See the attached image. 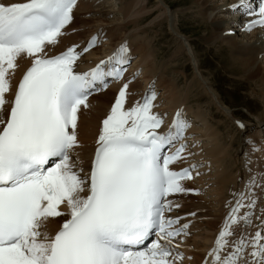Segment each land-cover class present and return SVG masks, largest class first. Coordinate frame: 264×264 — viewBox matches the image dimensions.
<instances>
[{
  "label": "snow or ice",
  "instance_id": "1",
  "mask_svg": "<svg viewBox=\"0 0 264 264\" xmlns=\"http://www.w3.org/2000/svg\"><path fill=\"white\" fill-rule=\"evenodd\" d=\"M76 5L77 0L0 2V264H183L175 241L189 235V224L165 213L179 207L169 196L199 194L181 181L191 180L200 165L170 168L186 159L189 122L180 111L158 131L164 121L152 111L157 93L149 88L126 108L130 81H125L100 123L90 169L72 160L79 146V110L88 107L93 92L120 81L131 62L122 43L95 67L75 71L77 61L99 43L102 29L82 48L49 55L66 34ZM225 10L252 17L244 31L264 28V0H235ZM18 58L30 60V66L9 102V74ZM237 126L244 129L239 121ZM247 143L253 152L264 151ZM249 163L246 156L249 177L241 191L231 193L205 264H264V209L255 216L253 192H264V173L258 181ZM254 216L259 224H253ZM58 217L63 223L54 234L42 231ZM234 226L242 229L239 234ZM252 227L254 233L244 231Z\"/></svg>",
  "mask_w": 264,
  "mask_h": 264
},
{
  "label": "bare ground",
  "instance_id": "2",
  "mask_svg": "<svg viewBox=\"0 0 264 264\" xmlns=\"http://www.w3.org/2000/svg\"><path fill=\"white\" fill-rule=\"evenodd\" d=\"M118 1L121 0H77V5L72 13L73 20L70 24L78 27L79 21L83 23L85 19H78L79 15L90 13L92 14L91 22H88L90 25L84 31H66L65 29L66 34L59 37L58 44L49 50V55H55L73 45L82 48L97 30L102 29L103 35L99 43L89 49L77 61L75 69L85 70L94 66L97 62L113 55L122 43H126L129 55L132 53L130 52L131 46H136V49L133 48V52L138 53L134 61L130 63L131 65L127 67L125 76L120 81L112 84L107 90L94 94L87 100L88 107L84 108L82 106L79 110L76 130L79 146L73 151L72 160L77 161V167L85 172L90 167L100 123L110 111L115 96L123 82L130 81L129 95L125 104L126 108L139 101L142 95L157 82L156 88L159 87L158 92L161 94L157 92L156 100L153 101L156 105L152 111L160 114L163 120L168 119L166 122H171L177 111H180L183 118H187V121L191 123V126L186 129L187 141L192 147L191 155L184 153L186 159L170 165V168L177 170L193 163L200 165L193 172L191 180H184L181 183L186 186V189L191 188L184 184H190L192 189L198 188L202 198L198 200L203 201V203L198 202L193 196L194 200L191 199L189 196L191 193L188 195L178 193L173 195L175 198H172V195L168 198L179 204V207L173 209L172 215L181 218L179 220L180 224H189V235L182 241L178 238L175 243L180 245L179 251L184 256L183 264H205L207 252L213 246L218 230L228 211L226 204L232 199L231 193L241 191L244 187V181L249 177L245 167L246 156L250 160L248 167L251 168L252 173L257 174L258 181L260 179L259 174L264 173V151L257 150L253 152L251 150L252 146L247 143L249 140L254 141L257 149H264V28L256 27L251 31H244L242 28L244 21L252 19V17L241 15V20L238 19L237 21V19H233L234 17H230L233 12L225 10L227 5L234 3L235 0H189L192 3L194 17L199 22L202 21L204 26H208V32L203 37L205 44L213 45L220 51L225 48L226 50L223 52L226 58L224 59L229 63V68L234 67L237 70L238 67V70H241V75L244 76L243 80L250 81L254 87L259 88H257L260 95L258 101H262V111H260V115H256L254 121L247 122V119L245 122L239 121L244 125V129L241 130L237 126L238 120H235L236 114L232 113L225 103L220 102V94L211 86L212 80L207 79L202 74L203 72L199 71L200 60L195 52V46L193 47L189 38L181 34L177 28H174L176 26L173 27L169 23L170 20L172 22V18L175 20L176 17L171 12L169 5L164 0H156L159 6L156 7L155 5L154 9L151 10L148 7L149 0H130L127 4L122 2L123 6L120 9H116L115 6ZM171 1L174 3L173 1L176 0ZM0 2L23 3L26 0H0ZM252 2L255 4L256 0H252ZM154 13L156 15H153ZM162 17L164 21L169 20L167 23H169V28L173 33L172 37L174 38L172 40L176 47L174 53L169 55L170 60L185 55L188 57L194 71L192 83L196 85L199 92L194 93L193 99L199 102L207 98L210 104L212 103L211 105L215 107V114H217V111L222 117V123L228 124L226 122L229 121V124L231 123L235 127L239 136L238 141L234 139L233 134L235 132L232 134L233 129L230 126L229 128L231 129L227 128V132L224 134L219 133V127L215 128L217 131L215 134V131L211 128L212 125H209V127V123L207 124L206 122L207 120L211 121L213 116L216 118L214 113L210 112V109L206 110L209 113L208 116H206V113H192L186 106L190 101L189 96L180 92L184 91V89H177L175 81H170V78L166 77L169 72L162 66L169 59L159 62L150 49L151 46L148 42L151 39L147 40L150 36L148 29L152 31L157 26H160ZM148 19L152 20L148 22L147 28H141L142 22L144 23V20ZM128 28L131 31H128ZM229 31L233 34L227 35L226 33ZM136 32L145 34L147 38L144 40L133 38L131 35L136 34ZM129 37L133 38L131 42ZM227 62L223 60L222 63L227 66ZM29 64L30 60L27 58H18L17 68L14 72H10L9 79L12 88L9 93L5 94V98L8 101H10L17 79ZM182 77L184 78V76ZM158 99L161 100L158 101ZM7 107L8 105H5V113L7 112ZM218 122L220 121L218 120ZM165 127L162 126L161 130ZM196 172L200 174L196 175ZM81 175H83V172ZM253 192H255L257 197V204L254 210L255 216H259L261 210L264 209V192L260 188H253ZM61 210H65L63 206H61ZM191 213H195V215H190ZM255 216L253 217L254 225L259 224ZM62 223V218H50V223L42 231L52 235ZM233 230L239 234L242 229L239 226H234ZM255 230V227H252L244 231L254 233ZM207 259H210V257H207Z\"/></svg>",
  "mask_w": 264,
  "mask_h": 264
},
{
  "label": "rangeland",
  "instance_id": "3",
  "mask_svg": "<svg viewBox=\"0 0 264 264\" xmlns=\"http://www.w3.org/2000/svg\"><path fill=\"white\" fill-rule=\"evenodd\" d=\"M129 1L130 0L118 1L116 3V6H115L116 9H120L123 6V3L127 4ZM164 2L169 5L171 12L176 15L175 20H173V18H172V22L170 20L169 23H171V25L173 27L176 26L174 28H177L181 32V34H183L187 38H189V41H191L190 43L193 45V47L195 46L194 47L195 52H196V54H198L199 60H200L199 71L201 70L200 72L201 73L203 72L202 74H204V76L207 79L212 80L211 81L212 82L211 83L212 88L214 90H217L216 92L218 94H220L219 98L220 97L222 98V99L220 98V102L223 104L225 103L231 109L232 113L236 114L235 120L237 119L238 121H241V122H245L246 119H247V122L254 121V118L256 117V115H260V113H261L260 111H262L261 110L262 109L261 108L262 101L261 100L258 101V99H260V95H259V91H258L259 88L256 86L254 87L250 81H247V80L245 81V79L243 80L244 76L241 75V70H238V67H237V70L234 67H231V69L229 68V63L226 61V59H224V58H226V55L223 52L226 50L225 48H223L220 51L219 49H217L213 45H206L205 44L203 37L208 32V30H207L208 26L207 25L204 26L202 24V21L199 22V20H197L196 17H194L195 14L192 13L193 12L192 5H191L192 3H190L189 0L188 1L187 0H176V1H173L174 3H172L171 0H164ZM155 5H156V7L159 6V4L156 2V0H155V2H154V0H149L148 7L151 10L154 9L153 7ZM80 15H79L78 19L83 20L85 18L86 20L84 19L83 23H82V21H81V23L79 21V23L77 25L78 27L69 24L66 27V31H72V30L84 31L90 25V23H88V22H91L90 19H92V14H90V13L89 14L88 13L82 14L81 17H80ZM153 15H156V14L154 13ZM240 16L241 15L237 14V13H232L230 15V17H232V18L234 17L233 19H237V21H238V19L241 20ZM105 19H108V18H105ZM150 20H152V19L144 20V23L142 22L140 27L141 28L142 27L147 28V26L149 25L148 22H150ZM161 20H162V24H160V26H157L152 31H149V29H148V34H150V36L148 38L145 37L146 36L145 34H141V33H137V32H136V34H133V35L130 34L133 38L136 37V38H138V39L140 38L142 40H144L145 38H147V40L151 39V41L148 42L151 46L150 49H151L152 53L156 55L157 60L159 62L166 60V59L170 60L169 55H172L176 49V47L174 46L173 40H172V38H174V37H172L173 33H172L171 29L169 28V23H167L169 20L164 21L163 17L161 18ZM127 30L131 31L130 28H128ZM140 35H141V37H140ZM153 37H154V39H153ZM133 38L129 37L130 42L133 40ZM133 48L136 49V46L130 47V49H131L130 52H132L130 54V56H131V62L130 63H132V61H134V59L138 55V53L133 52L134 51ZM218 51H220V52H218ZM158 56H159V58H158ZM180 57H177L174 60H172V59L170 61L168 60V62L165 61L166 63L164 62L165 64L163 63L164 66H162V67L168 70L169 73L166 74L167 75L166 77L170 78L169 79L170 81H175V86L177 87V89H179V90L184 89V91H180V92L183 95L189 96L190 101L186 106L190 109V111L192 113L193 112L200 113V114L206 113V116H208V114H209L208 112H206V110L208 111V109H210V112L214 113L216 118H214V116H213L211 121L207 120L206 121L207 124L209 123L208 126L212 125L211 128L215 131V134L217 132L216 129L218 127H219V133L224 134L225 132H227L226 129L229 128V126H230L233 129L232 130L233 132L231 131L232 134L234 132L236 133V134L235 133L233 134L234 139L238 141L239 136L237 134L238 132L236 131L235 127H233V125L231 123L229 124V121L226 122L228 124L222 123V120H223L222 117L219 115V113L217 111H216L217 114H215L216 109L213 105H211L212 103L210 104V102L207 98H204L203 101H199V102L193 99L194 93L196 94V92H199L198 91L199 89L196 87V85L192 83V78L194 77V73H193L194 71L191 67V64H190V61L188 60V57L185 55L180 56ZM223 60L228 63L227 66H224V63H222ZM129 65H131V64H129ZM129 65L126 66V69ZM162 67H161V69H162ZM181 75L184 76L185 79ZM156 79H158V77H156ZM192 86H193V88H191ZM156 87H157V82L152 86V88L151 87L150 88L152 90L156 91V93H157L159 91V89H158L159 87L158 88H156ZM250 90H251V92H250ZM159 94H161V93H159ZM255 98H257V99H255ZM160 100L161 99H158V101H160ZM197 102H198V104H197ZM154 105H156V103ZM207 106H209V107H207ZM213 108H214V110H213ZM186 120H188V119L186 118ZM214 120H215V122H214ZM218 120L220 122H218ZM225 126H227V127H225ZM231 128H229V130ZM184 185H187V187L189 186V188L192 189L190 184H184ZM184 187H186V186H184ZM193 189H195V188H193ZM197 190H198V188H197ZM199 192H200V190H199ZM190 193L191 192L187 193V195ZM200 195H201V193L200 194H192L191 193V195H189V196L191 197V199L194 198V199L198 200L199 198H201ZM192 196H193V198H192ZM172 198H175V197H173V195H172ZM198 202L203 203V201H201V200H198Z\"/></svg>",
  "mask_w": 264,
  "mask_h": 264
}]
</instances>
